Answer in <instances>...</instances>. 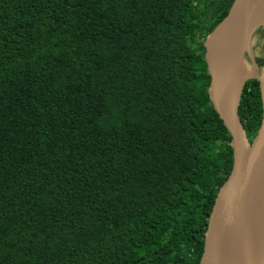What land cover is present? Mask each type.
Instances as JSON below:
<instances>
[{
	"label": "trees",
	"instance_id": "1",
	"mask_svg": "<svg viewBox=\"0 0 264 264\" xmlns=\"http://www.w3.org/2000/svg\"><path fill=\"white\" fill-rule=\"evenodd\" d=\"M234 0H0V264H200L233 165L204 42ZM259 80L239 116L252 142Z\"/></svg>",
	"mask_w": 264,
	"mask_h": 264
},
{
	"label": "water",
	"instance_id": "2",
	"mask_svg": "<svg viewBox=\"0 0 264 264\" xmlns=\"http://www.w3.org/2000/svg\"><path fill=\"white\" fill-rule=\"evenodd\" d=\"M249 3L250 0H234L227 16L204 42L205 60L211 77L208 93L232 137L233 165L217 193L200 264H264V110L262 124L252 142L239 116L241 94L250 79L260 82L264 108V86L255 54L256 40H250L245 55L250 73L241 81L227 105L223 87L229 73L220 72L213 52L215 40L231 24H237L245 33L251 27L247 16ZM244 211L253 213L255 217L254 232L247 245L242 232Z\"/></svg>",
	"mask_w": 264,
	"mask_h": 264
},
{
	"label": "bare ground",
	"instance_id": "3",
	"mask_svg": "<svg viewBox=\"0 0 264 264\" xmlns=\"http://www.w3.org/2000/svg\"><path fill=\"white\" fill-rule=\"evenodd\" d=\"M247 16L251 27L246 33L237 24H231L213 44V52L220 72L229 73L223 87L226 105L232 101L239 84L250 73L245 55L250 40H256L255 35L258 28L260 25H264V0H250ZM261 77L264 86V73ZM254 228V214L244 211L242 213V232L245 245L251 240Z\"/></svg>",
	"mask_w": 264,
	"mask_h": 264
},
{
	"label": "rangeland",
	"instance_id": "4",
	"mask_svg": "<svg viewBox=\"0 0 264 264\" xmlns=\"http://www.w3.org/2000/svg\"><path fill=\"white\" fill-rule=\"evenodd\" d=\"M255 38V54L259 67V74L262 76L264 73V25L258 28Z\"/></svg>",
	"mask_w": 264,
	"mask_h": 264
}]
</instances>
